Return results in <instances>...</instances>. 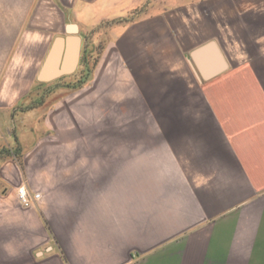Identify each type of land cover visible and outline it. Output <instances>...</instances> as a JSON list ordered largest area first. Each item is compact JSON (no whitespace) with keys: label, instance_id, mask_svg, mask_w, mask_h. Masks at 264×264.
Returning <instances> with one entry per match:
<instances>
[{"label":"crops","instance_id":"obj_1","mask_svg":"<svg viewBox=\"0 0 264 264\" xmlns=\"http://www.w3.org/2000/svg\"><path fill=\"white\" fill-rule=\"evenodd\" d=\"M0 264H264V0H0Z\"/></svg>","mask_w":264,"mask_h":264},{"label":"rangeland","instance_id":"obj_2","mask_svg":"<svg viewBox=\"0 0 264 264\" xmlns=\"http://www.w3.org/2000/svg\"><path fill=\"white\" fill-rule=\"evenodd\" d=\"M107 41H108V39L102 38V37H100V38L92 37L91 39H89V43L90 44L97 45V46H104L107 43ZM103 56H105V55H102L99 52H95L93 54H89V58H90L89 59V63L90 64L87 66V68H86L87 73L85 74V76H86L88 81H91L94 78V76L96 74V71H97L96 62ZM101 135L103 136V140H106V141L107 140H109V141L111 140V133H105V134H101ZM122 138H123L124 141H127L126 134H122L121 135V139ZM34 200H37V199H34ZM28 205H29V203H28Z\"/></svg>","mask_w":264,"mask_h":264},{"label":"water","instance_id":"obj_3","mask_svg":"<svg viewBox=\"0 0 264 264\" xmlns=\"http://www.w3.org/2000/svg\"><path fill=\"white\" fill-rule=\"evenodd\" d=\"M71 32H74L75 31V28L72 27L70 29ZM74 43H75V48H74V52L72 53V55L70 56L69 60L71 62V65L70 67H61L59 68L58 70L55 71V73L52 75V76H45L43 74L40 75V79L41 80H49V79H52L53 77H60L62 75H67V74H70L73 72V67L75 66L76 62H77V59H78V49H77V40H74ZM61 45H62V40L61 39H57L55 41V45H54V52L56 51L57 54H56V58H57V61L58 62V59H59V52H60V49H61ZM194 57H197V53H194L193 54ZM216 57L218 60H220V56L218 55V53H216Z\"/></svg>","mask_w":264,"mask_h":264},{"label":"built area","instance_id":"obj_4","mask_svg":"<svg viewBox=\"0 0 264 264\" xmlns=\"http://www.w3.org/2000/svg\"><path fill=\"white\" fill-rule=\"evenodd\" d=\"M18 196H19V199L25 204V205H28V202L25 200L24 198V194L22 193V189H19L18 190ZM34 199H38L39 198V195L38 194H35Z\"/></svg>","mask_w":264,"mask_h":264}]
</instances>
